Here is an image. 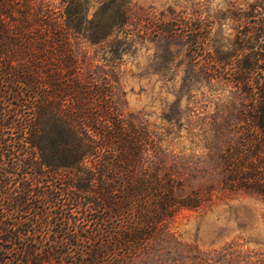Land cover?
Masks as SVG:
<instances>
[{"label":"trees","instance_id":"16d2710c","mask_svg":"<svg viewBox=\"0 0 264 264\" xmlns=\"http://www.w3.org/2000/svg\"><path fill=\"white\" fill-rule=\"evenodd\" d=\"M231 5L236 54L226 65L257 146L222 156L231 169L221 178L260 190L264 0ZM86 18L80 0H0V264H129L162 221L200 203L166 163L146 165L154 140L80 52Z\"/></svg>","mask_w":264,"mask_h":264},{"label":"rangeland","instance_id":"374dc122","mask_svg":"<svg viewBox=\"0 0 264 264\" xmlns=\"http://www.w3.org/2000/svg\"><path fill=\"white\" fill-rule=\"evenodd\" d=\"M233 1L243 0H80V52L95 76L109 78L120 112L154 140L146 165L166 163L201 194L162 221L129 264H264V186L229 188L221 178L230 168L222 156L257 146L248 99L226 65L236 54ZM254 164L262 184L264 166Z\"/></svg>","mask_w":264,"mask_h":264}]
</instances>
